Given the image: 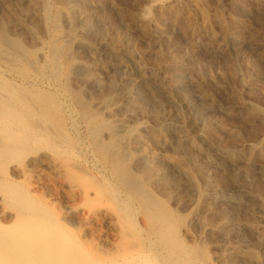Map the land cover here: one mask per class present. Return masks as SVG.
<instances>
[{"label":"bare ground","instance_id":"1","mask_svg":"<svg viewBox=\"0 0 264 264\" xmlns=\"http://www.w3.org/2000/svg\"><path fill=\"white\" fill-rule=\"evenodd\" d=\"M109 1L10 0L14 18L0 8V264H260L252 249L233 246L215 258L206 242H198L195 229L214 237H229L237 229L231 223L208 226L211 220L203 217L233 221L222 205L235 198L225 195L235 187V175L200 167L185 154L189 144L193 155H211L213 149L196 138L175 144L162 138L166 128L119 119L140 107L124 86L150 85L155 98L173 95L166 74L182 62L173 66L168 56L163 68L164 59H155L161 76L142 65L137 50L122 47L126 40L117 23L98 12ZM167 2L147 1L139 8V23L154 22L153 10L166 8ZM22 18L42 25L44 39L31 34ZM167 20L173 24L172 16ZM163 37L153 34L148 41L159 43ZM154 75L156 86L146 78ZM92 85L101 91L99 98L84 90ZM215 131L211 127L208 134ZM263 156L264 139L246 152H228L218 164L235 170L244 161L250 168ZM250 188L232 205L264 201V186Z\"/></svg>","mask_w":264,"mask_h":264},{"label":"rangeland","instance_id":"2","mask_svg":"<svg viewBox=\"0 0 264 264\" xmlns=\"http://www.w3.org/2000/svg\"><path fill=\"white\" fill-rule=\"evenodd\" d=\"M123 1L124 0H110L107 5L101 8V10L98 9V12L111 19V21H113L112 23H117L115 25L113 24L114 27L116 26L117 31L120 32V38L122 40H126L122 47H126V49H130L133 51L137 50L136 52L141 57L143 56L142 65H144L151 71L153 70L152 73L156 75H158V73L160 74V72L158 71L159 69L155 67V64H153V62L156 61L155 59L159 60L160 58V60L164 59V62L166 61L164 63L162 62L163 60H159L161 64L163 63V68L166 67V59H168L169 57H173V62L171 65L174 66V62L176 61H178V63L182 62V64L179 63L178 65L176 62L178 67L174 66V68H169L170 73L167 72L168 70L166 71L170 76L169 77L167 76L168 74H166V84H168V86L173 89V95L165 94V92L163 93V96L155 98L156 94L152 91V89L148 87L150 85L143 84L144 86H147V88L143 87L142 85L140 87H136L133 85L124 86L123 90L126 92L128 90L127 93L133 95V97H135L134 99H136V102L139 101L137 102V104L138 106H140V110L138 109L133 114V116H131L130 112L128 114H120L121 117L118 116L119 119H128L129 121H131V123L134 124L144 123L149 127L154 126L155 128H166V134H164L162 138L166 139L167 137H169V140H171V142L175 144H177L178 142L185 143V141L187 142V144H189V139L192 138H196L197 140L199 139L200 141L202 140V146L204 145L205 148L208 147L209 149H213L211 155H208L204 152L202 153L201 151H196L197 153L195 152L196 154L193 155L194 150L191 148L190 144V146L187 145L188 151H186L188 153L185 154L188 157L191 156L189 159L192 160V162L197 163L198 166L201 167L204 165V168L207 167L211 169V171H218L216 172L218 174H224L225 171V173L227 174V172L229 173V170L230 172L232 171L233 176L235 175V187L237 186L238 188H235L233 186L232 189H227L225 191L227 194L225 195L227 196V198H231L232 196H234L235 198H233V202H240L238 200L241 199L244 195H249L250 192L248 193V191L251 189L250 187H252V185H258L260 183V186L263 187L264 156L258 158L252 165H250V168H246L243 161L240 164L242 168H238L235 170H232L229 167L227 168L225 165H221L219 167L218 162L220 163V161H224V156H226L228 152H246L249 148L258 145L264 139V127H262L264 126V0H168L165 6L166 8H156L155 10H153L152 18L154 19V22L151 21L150 24L139 23L141 11L140 9L148 4L147 1L149 0ZM10 4L13 5L10 0H0V8L3 9H1L2 12L4 11L3 14L7 12L5 16L9 17L10 15L9 18H14L17 12H14V8L16 7L14 5L12 7V5ZM169 15L173 17V24L169 23V21L167 20ZM120 16L124 18L122 19ZM156 18H158L159 20ZM25 20L22 18L21 22L27 24V20L26 22ZM28 24L27 26L30 28L29 30L32 31H30V33L35 34L38 39L43 40L46 36L45 28L42 25L39 26V28ZM98 28L96 29L101 30V28ZM157 33H164V37L159 43L148 41L153 34ZM145 35L147 38L145 37ZM190 37L193 39L195 38L193 41L194 44L189 43L191 40ZM26 42L28 41L26 40ZM26 44L31 45L29 44V42ZM160 52L163 53L161 54ZM176 57L178 58L176 59ZM182 58L184 59V61ZM187 64L189 66H187ZM194 64L199 68L197 69V66H194ZM194 67L196 68L193 69ZM179 68L181 70L184 68V72L180 71ZM190 68L193 70H191ZM132 69H134V67ZM86 75H88V77H86ZM86 75L84 76V80L88 79L90 74L86 73ZM156 75H154L153 77H146L149 78V84H153L154 86H156ZM150 79H153V82ZM104 80L107 81L106 79ZM136 80L140 79L137 77ZM88 88L90 89V91ZM148 88L150 89V91ZM86 89L84 90L88 94L97 95V97L99 98L101 91H99V89L98 91L96 90V85H92L91 87L87 86ZM91 91H95L96 94ZM96 91L99 93H97ZM202 93H204L205 95ZM151 95L154 96L152 97ZM162 97H166L167 99ZM100 100L101 99H98V101ZM221 121H223L224 123ZM154 122H156L159 126ZM252 126L256 128H253ZM211 127H213L214 130H217V132L215 131L214 135H217L216 138L214 136H210V133L208 134ZM235 139L238 141V144ZM210 146L213 147L211 148ZM167 147L168 145L164 146V148L166 149ZM157 149H161V147ZM213 152L215 154H213ZM214 157L216 158L215 161ZM205 161L207 163H205ZM212 165L215 166V168L212 167ZM221 167H225L226 169H223ZM245 169L248 171V173ZM220 170L222 171L221 173ZM250 191L252 192V189ZM188 192L192 194V191L190 189ZM263 194L264 193L262 192V198L264 199ZM262 201L258 203V205H256L257 203H251L250 205H248V207L246 205L245 207L244 205L243 207H237V205H232L234 204L233 202H225V204L222 205V208L224 207V210L227 209L228 215L231 216L230 220H233L232 222H230L229 220L225 221V219L214 217L215 219H217L215 220L214 218H212V216H210L209 218V216H205L206 214H203V217L209 219L208 222H210L211 220V224L208 226L213 225L214 227H224L227 225V223H231L230 225H234V227H236L237 229H235V231L231 233H228L229 237H226L227 234L225 235L223 233H215V237L214 235L212 236L207 234H204V236L200 235V231L197 232L195 229L198 242L204 245H206L207 243V245L209 246L206 245V247L210 249L211 253L214 254V257L216 256L215 258L222 257L225 251L231 249L230 247L233 248V246L234 248H240L244 252H250V250L252 249V251H255L256 253H251L256 256L258 261H260V264H264V201ZM171 204L173 205L172 202ZM251 209H253L254 211L252 210V212ZM189 212L190 211H187L186 213ZM249 217L250 219H248ZM213 221H215L216 223ZM244 228L246 231L244 230ZM218 234L220 237L218 236ZM233 238L235 241H233ZM211 241L212 245L209 244Z\"/></svg>","mask_w":264,"mask_h":264}]
</instances>
